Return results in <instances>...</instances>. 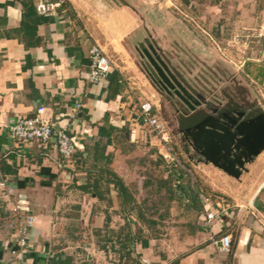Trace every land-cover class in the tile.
I'll use <instances>...</instances> for the list:
<instances>
[{"label":"crops","instance_id":"1","mask_svg":"<svg viewBox=\"0 0 264 264\" xmlns=\"http://www.w3.org/2000/svg\"><path fill=\"white\" fill-rule=\"evenodd\" d=\"M36 1L0 0V171L6 182L0 186V264H15V231L8 223L17 207L35 216L31 264H264V150L238 178L194 162L222 173L201 175L205 186L192 185L182 203L175 179L133 173L146 164L148 139L162 158L158 138L135 121L129 105V92L141 84L137 72L149 80L134 50L145 37L143 17L118 0H65L57 15L40 14ZM205 6L212 36L251 35V43L242 44L248 50L242 72L227 65L249 87L251 102L259 101L252 84L264 85V0H206ZM95 42L113 61L99 82L89 79ZM151 101L169 128L162 102ZM40 106L76 142L71 160L61 156L54 138L8 139L10 125ZM217 178L243 190L256 187L248 203L237 198L240 208L233 209L215 194L224 192ZM171 182L179 188L164 205ZM148 187L158 200L152 206L142 204ZM208 212L215 214L211 221ZM225 233L232 236L229 252L211 240Z\"/></svg>","mask_w":264,"mask_h":264},{"label":"rangeland","instance_id":"2","mask_svg":"<svg viewBox=\"0 0 264 264\" xmlns=\"http://www.w3.org/2000/svg\"><path fill=\"white\" fill-rule=\"evenodd\" d=\"M205 1L206 0H128V2L134 5V8L139 11L144 20L145 37H142L138 43L140 41L152 43L162 52L163 57L170 63L173 69H175L176 73L180 71L179 73H181L182 77L185 79L186 84L190 85L192 88L195 87L198 92L201 91L205 93V96L212 97L213 95L209 91V87L212 84L209 83L208 85L205 83V80L209 78L208 64L210 62H212V65L214 64L211 58L214 57L213 59L216 58L224 62L227 61L226 63H231L233 67L242 72V69H244V59L248 55L246 52L248 51L247 48H244L242 44L246 46L249 45L252 38L251 35L242 37L238 34L231 39L223 40L218 39L216 36H212L213 32L210 31L209 27L211 23L207 21V18L204 16L205 13H207ZM188 15L192 16L195 20H190ZM205 31H210L212 33L209 32V35ZM232 49H235L238 54L232 51ZM189 66H192V71H188ZM237 70L235 71L237 72ZM137 73L136 81H139L141 84L140 88H134L133 92H129L130 95H133L131 96L130 107L137 111L140 107V103L146 100H153L156 102L159 100L161 105L160 95L157 93L152 83H150V79L148 78L149 80L147 81L145 76L140 72ZM220 86L221 85L218 87ZM252 90L257 100H259L260 103H262V101L264 103V99L261 97V94H264V85L253 83ZM179 103L180 102L177 101V104ZM165 104L168 105V101H166ZM179 106L185 109L184 106ZM175 115H173L174 118ZM167 120L168 124L171 125V117L168 116ZM169 131L172 135V145L176 150L179 161L170 162L163 157L160 158L158 152L150 150L151 148L149 145H151V142L150 139H148V141L144 143L147 147H142L148 155L145 156L148 158L144 159L146 160V164L140 168L133 169V173L147 174L153 177L156 174H163L168 175L169 178L175 179V181H177L176 183L180 184L179 187L181 189L178 190V193H180L179 195L181 198L179 200H181L182 203L186 200L187 191L192 190V185H195V189H198V186H205L201 175L218 173V176L220 175L219 173L222 172L220 169L213 166L210 167L204 163L198 165L194 164V161L188 158L181 147L178 141V135L173 134L171 131V126H169ZM151 154H154V157L156 156L157 166L155 165V160H151ZM262 156L264 157V154H262ZM218 182L221 181L218 179ZM221 184L223 185L222 191L224 192H221V194L219 193L220 190H216L215 194L218 196L223 195L224 202L228 203L233 209L240 208L239 202L243 200L248 203L256 187V185L252 183L251 185H247V188L243 190L240 187L241 184H236V182L227 184L221 182ZM168 187H170V189ZM179 187L177 184L176 186L173 185V182L166 186L164 205L171 204L170 191L176 192V189ZM150 191H152V188L148 187L147 195L145 194L147 201L142 202V204H147L149 206L157 204L158 200L155 195L156 193L154 194ZM237 198H240V201ZM247 207H249L247 208V210H249L251 204L247 205Z\"/></svg>","mask_w":264,"mask_h":264},{"label":"water","instance_id":"3","mask_svg":"<svg viewBox=\"0 0 264 264\" xmlns=\"http://www.w3.org/2000/svg\"><path fill=\"white\" fill-rule=\"evenodd\" d=\"M137 48L142 56L147 58V64L160 76L167 92L174 93L183 101L177 105L168 101V105L171 112L177 113L176 125L171 127V131L178 135V141L188 158L194 162L212 163L238 178L246 163L253 161L264 150V107L261 103L259 101L235 103L242 106L241 110L235 108L223 113L229 107V103L235 101L231 98L229 103L224 105L219 103L211 111L207 104V107L198 108L205 102V95L186 84L181 73H174L155 51L157 47L150 42L146 44L140 41ZM150 77L154 81L152 76ZM220 88L218 87L216 91ZM200 97H204V100ZM184 104L188 109L185 113L179 106ZM161 114L165 117L162 111Z\"/></svg>","mask_w":264,"mask_h":264},{"label":"built area","instance_id":"4","mask_svg":"<svg viewBox=\"0 0 264 264\" xmlns=\"http://www.w3.org/2000/svg\"><path fill=\"white\" fill-rule=\"evenodd\" d=\"M65 0H37L36 10L43 15H57ZM89 79L92 82H99L108 76L113 67V61L105 52L103 47L95 42L89 51ZM81 104H77L79 107ZM45 107L40 106L37 112L31 116H21L10 125L8 139L12 142H32L39 141L48 143L55 139V147L62 157L67 161L71 160L77 152V145L73 137L68 132L67 127H57L48 117L44 116ZM135 121L150 129L161 146V155L170 162H178V155L172 145V135L166 122L160 116L158 107L151 100L140 103L136 111ZM6 182L0 171V186H5ZM208 220L211 221L215 214L208 212ZM35 224V216L20 211L15 208L9 218L8 225L15 231V264H31L29 258L30 251V229ZM212 242L221 252H229L232 247L231 234L212 235Z\"/></svg>","mask_w":264,"mask_h":264},{"label":"trees","instance_id":"5","mask_svg":"<svg viewBox=\"0 0 264 264\" xmlns=\"http://www.w3.org/2000/svg\"><path fill=\"white\" fill-rule=\"evenodd\" d=\"M121 3H124L126 5H130L128 0H118ZM228 63L216 59L213 65H210L208 67V73L209 78L205 80V83L209 85L211 83L212 85L209 87V91L212 93V97H208L206 104L208 106L218 105L222 99H226L227 97L229 99L233 98L235 100H239L241 102L244 101H253L251 99V93L249 87L246 85V83L241 80V77L236 75L235 70L227 65ZM117 81H119V78L115 79V86H118ZM210 81V82H209ZM226 83L227 85L221 87L218 91L217 88L220 84ZM200 94L203 96L206 95L205 93L199 91ZM215 93V94H214ZM210 95V94H209ZM206 97V96H205ZM207 98V97H206ZM210 99V100H209Z\"/></svg>","mask_w":264,"mask_h":264},{"label":"flooded vegetation","instance_id":"6","mask_svg":"<svg viewBox=\"0 0 264 264\" xmlns=\"http://www.w3.org/2000/svg\"><path fill=\"white\" fill-rule=\"evenodd\" d=\"M147 44V43H146ZM137 46H138V43L136 44V46H135V48H134V50H135V54H136V56H137V59H138V61L140 62V65L142 66V63L144 64L143 66H142V68H143V71L145 72V74L148 76V78L150 79V81H151V83H152V85L155 87V89H156V91H157V93L160 95V98H161V102H162V106L164 107V114L166 115V116H169V117H171V118H174L172 115H175V111L172 113L171 112V108L169 107V105H166L165 103H166V101H171V102H174L176 105H177V101H179L180 103H183V101H181L174 93L173 94H169L168 92H167V89L164 87V84H163V81H162V79L160 78V76L157 74V72L156 71H154L153 69H152V67H150L147 63H148V60H147V58L146 57H143L142 56V54H141V52L138 50V48H137ZM155 51H157V53L164 59V61L166 62V64L170 67V69H172V71L174 72V73H176V71H175V69H173V67L170 65V63H168L167 61H166V59L163 57V54H162V52H160L158 49L156 50L155 49ZM210 65H212V63H209L208 64V67L210 66ZM146 67V68H145ZM191 68H192V66H189V68H188V71H190L191 70ZM178 71V70H177ZM180 71H178L177 73L178 74H180L179 73ZM149 73L151 74V75H149ZM150 76H152V78L154 79V81L151 79V77ZM227 85V84H226ZM225 85V86H226ZM163 87H164V89H163ZM195 88V87H194ZM222 88H223V86H222ZM196 89V88H195ZM191 93H192V91H190ZM196 92H198L197 90H196ZM215 94V93H214ZM207 98H205V100H207L208 99V96H206ZM200 99L201 100H204V97H200ZM210 100V99H209ZM231 100V99H230ZM229 98L227 97L226 99H222V101L220 102V104L221 105H224V104H226V103H229ZM233 100H235V99H233ZM206 102L207 101H205V102H202V104L201 105H199L198 106V108L199 107H207L206 106ZM235 103H241V104H243L241 101H239V100H235V101H233V103L231 102V103H229V107L228 108H226L227 110H225V111H223V113H227V112H230V111H232V110H235V108L237 109V110H241V108H242V106H240V105H237V104H235ZM184 107H185V109L183 110V113H185L186 111H188V109H187V106L184 104L183 105ZM216 106H217V104L216 105H211L210 107H209V110L211 111V109L212 108H216ZM234 106V107H233ZM180 111H182V110H180ZM177 114V113H176ZM173 122V124H176V121H175V118L173 119V120H171V123Z\"/></svg>","mask_w":264,"mask_h":264}]
</instances>
